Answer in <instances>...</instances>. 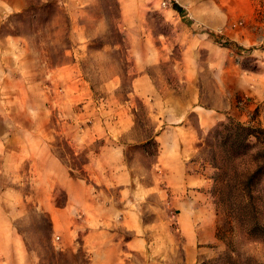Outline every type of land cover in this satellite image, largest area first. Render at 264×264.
Returning <instances> with one entry per match:
<instances>
[{"label": "rangeland", "instance_id": "1", "mask_svg": "<svg viewBox=\"0 0 264 264\" xmlns=\"http://www.w3.org/2000/svg\"><path fill=\"white\" fill-rule=\"evenodd\" d=\"M171 3L182 12L172 9ZM0 35L21 38L32 60V85L38 83L29 98L39 109L32 107L29 113L36 118L49 112L50 150L71 169L73 178L91 182L83 167L103 141H89L90 125L99 122L109 132L117 113L126 111L131 128L116 144L132 180L129 188L149 187L158 154L154 136L160 128H169L159 122V104L184 112L183 127L192 141L180 148L189 151L183 161L195 183L175 193L160 183L161 196L152 191L138 199L135 206L146 228L144 237L151 239L147 226L161 223L158 232H166L178 246L173 256L183 257V236L175 219L181 209L204 238L210 231L214 235L197 244L196 260L184 264H264L261 185L251 186L248 201L231 198L219 203L213 182L214 162L225 153L220 125L230 120L264 129V0H26L21 11L1 24ZM61 67L78 69L77 75L70 74L68 85L58 78ZM139 75L147 77L152 93H137L133 81ZM79 83L85 92L80 103H73V112L53 103L70 97ZM79 112L80 116L74 114ZM202 112L207 114L200 126ZM65 137L75 140L68 143ZM149 138L154 145H141ZM249 139L251 149L236 160L240 170L253 168L252 157L264 143V135L258 141ZM114 143L105 141L107 147ZM0 186L16 189L13 195L18 198L16 204L8 201L13 199L9 196L3 201L10 221L0 216V264H89L78 218L71 224L78 229L77 236L67 245L51 231L48 216L37 203L45 192L35 190L25 162L16 179L2 175ZM89 188L95 197L111 198L119 205L117 188L94 184ZM51 196L55 205L63 204L58 185ZM114 232L119 240L132 235L120 226ZM15 245L23 249L21 255L9 253ZM124 255L121 264H150L147 255Z\"/></svg>", "mask_w": 264, "mask_h": 264}, {"label": "crops", "instance_id": "2", "mask_svg": "<svg viewBox=\"0 0 264 264\" xmlns=\"http://www.w3.org/2000/svg\"><path fill=\"white\" fill-rule=\"evenodd\" d=\"M25 5L26 0H0V26L9 15L21 11ZM31 61L23 49L20 37L0 35V177L8 174L13 180L16 179L21 164L25 162L35 190L42 189L45 192L44 197L37 203L47 214L51 231L59 234L67 245H71L77 236L78 229L73 230L71 224L78 218L77 228L84 231L81 245L87 252L89 264H121L125 259L124 254L130 252L147 255L150 264H165V261L184 264L196 260L197 244L211 241L214 237L212 231L204 238L202 233L194 229L190 215L179 209L175 219L180 235L183 236L181 248L184 256L176 258L173 256V250L178 246L168 239L166 232L163 234L158 232L159 225L163 228L161 223L156 222L147 226L151 229V239L146 240L143 235L146 228L141 224L135 206L138 199H142L149 192L156 191L161 196L163 190L159 188L160 183L173 193L195 183V179L187 173L183 161L189 156V151L180 148L182 143L192 141V135L183 127L184 112L175 113L171 105L159 104L161 119L159 116L156 119L159 118V122L164 127L169 125V128H160L154 136L158 154L153 169L155 179L149 187L129 188L132 180L121 161V148L116 144L120 135L131 128L126 111L117 113L116 120L109 124L111 125L109 132H104L107 127L99 122L90 125L92 137L89 141H103L98 150L89 155L90 159L83 167L91 182L73 178L69 174V169L50 150L51 134L47 133L49 112L47 114L41 112L36 118L29 113L32 107V110L39 109L37 105L32 106L29 98L30 90L38 88V83L32 85ZM58 72L60 74L58 78L69 84L70 82L66 81L71 80L70 74L77 75L78 69L61 67ZM75 86L76 89L70 97L53 101L65 112L68 110L73 112V103H80L81 97L84 96V86L80 83ZM133 87L137 89L138 94L147 95L153 92L149 80L144 75L135 78ZM74 114L80 116L82 113ZM205 114L207 113L202 112L198 115L200 126L204 125V120L206 121L203 118ZM23 118L27 125H23ZM109 139L115 143L107 147L105 141ZM65 140L70 143L75 139L65 137ZM91 184L117 188L116 201L119 205H114L115 201L111 198L95 197L89 188ZM57 185L64 193L63 204L59 206L51 199L53 187ZM15 191L14 188L0 186V216L3 220L7 217L10 221L3 208L5 197L13 198L8 200L10 203H18V198L13 195ZM19 200L21 201V198ZM117 226L130 231L132 235L119 240L114 232ZM22 251L20 246L15 245L11 247L9 253L16 256L21 255Z\"/></svg>", "mask_w": 264, "mask_h": 264}, {"label": "trees", "instance_id": "3", "mask_svg": "<svg viewBox=\"0 0 264 264\" xmlns=\"http://www.w3.org/2000/svg\"><path fill=\"white\" fill-rule=\"evenodd\" d=\"M171 7L179 14L182 12L181 7L176 3H171ZM220 126L223 129L220 137L222 138V149L225 153L219 157V163L214 162L213 165L217 169L213 177L215 197L219 203L231 198L238 199L239 203H242L252 198L251 186L261 185L264 192V156L261 154V152L264 153V143L260 142L261 151L258 150L255 156L252 157V169H238L236 160L240 156L246 155L251 149L252 145L249 138L253 137L258 141L260 136L264 135V129L230 120ZM146 143L155 144L152 138L145 140L141 145H146ZM259 154L260 157L257 158ZM69 174L73 176L70 168ZM253 224L258 230L262 229L258 224ZM215 234L217 236V233Z\"/></svg>", "mask_w": 264, "mask_h": 264}]
</instances>
